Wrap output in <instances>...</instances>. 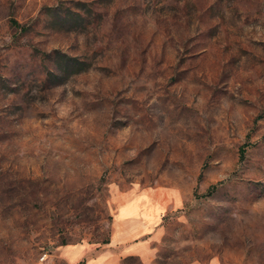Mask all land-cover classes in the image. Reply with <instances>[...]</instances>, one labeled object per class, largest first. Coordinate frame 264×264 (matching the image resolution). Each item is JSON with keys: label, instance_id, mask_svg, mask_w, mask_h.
Returning a JSON list of instances; mask_svg holds the SVG:
<instances>
[{"label": "rangeland", "instance_id": "obj_1", "mask_svg": "<svg viewBox=\"0 0 264 264\" xmlns=\"http://www.w3.org/2000/svg\"><path fill=\"white\" fill-rule=\"evenodd\" d=\"M0 264H264V0H0Z\"/></svg>", "mask_w": 264, "mask_h": 264}, {"label": "crops", "instance_id": "obj_2", "mask_svg": "<svg viewBox=\"0 0 264 264\" xmlns=\"http://www.w3.org/2000/svg\"><path fill=\"white\" fill-rule=\"evenodd\" d=\"M122 235L123 236H125L123 239H125L126 238V236L127 235H129V232L127 231V234H126V232H124V230H122ZM114 239V238H113ZM111 243H112V239H111ZM112 251V250H111ZM107 256H105L107 259H109V258H111L112 257V255H113V253L111 252L110 254H106ZM102 261V260H101ZM105 260H103V262H104Z\"/></svg>", "mask_w": 264, "mask_h": 264}, {"label": "trees", "instance_id": "obj_3", "mask_svg": "<svg viewBox=\"0 0 264 264\" xmlns=\"http://www.w3.org/2000/svg\"><path fill=\"white\" fill-rule=\"evenodd\" d=\"M243 156H244V148L243 147H240L239 148V157H240V159H242Z\"/></svg>", "mask_w": 264, "mask_h": 264}]
</instances>
